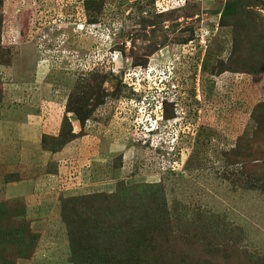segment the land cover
<instances>
[{
    "label": "rangeland",
    "instance_id": "obj_1",
    "mask_svg": "<svg viewBox=\"0 0 264 264\" xmlns=\"http://www.w3.org/2000/svg\"><path fill=\"white\" fill-rule=\"evenodd\" d=\"M154 4L0 0V66L48 73L23 100L59 116L48 164L4 178L50 188L1 201L0 264H264V0Z\"/></svg>",
    "mask_w": 264,
    "mask_h": 264
},
{
    "label": "crops",
    "instance_id": "obj_2",
    "mask_svg": "<svg viewBox=\"0 0 264 264\" xmlns=\"http://www.w3.org/2000/svg\"><path fill=\"white\" fill-rule=\"evenodd\" d=\"M25 58L24 56L14 57L9 65L0 66L6 80L0 93V205L3 200H24L27 203V215L30 217L36 211L43 209V207L37 208V191L43 192L50 186L40 183V177L36 181L29 182L10 180L6 185L4 178H7L8 175L21 178L23 171L28 170L30 166L40 164V162H44V165L48 164L52 153L44 150L42 145L40 146L37 136L41 133L55 135L53 127L57 121L59 122V116L55 114L56 111L51 110L54 119L50 118L49 121L51 123L57 121L48 127V122L47 124L43 123V118H40V114L36 111L39 101L23 100L22 85L32 83L36 86L48 77V73L36 77V73L27 67ZM50 86L47 83L46 89L49 88L53 91ZM48 92L46 99H52L48 96ZM25 120L27 125H24ZM74 135H78V133H74ZM59 169L60 166L56 171ZM54 176L55 172L47 173L41 177H44L43 181H45Z\"/></svg>",
    "mask_w": 264,
    "mask_h": 264
},
{
    "label": "flooded vegetation",
    "instance_id": "obj_3",
    "mask_svg": "<svg viewBox=\"0 0 264 264\" xmlns=\"http://www.w3.org/2000/svg\"><path fill=\"white\" fill-rule=\"evenodd\" d=\"M220 59H222V58H220ZM227 61V60H226ZM152 72H150V74H151ZM151 75H153V74H151ZM154 77H155V75H153ZM159 76L154 80L155 81V84H156V82L159 80ZM160 84H161V80H160ZM129 87V91H133V92H137V89L135 88V87H132V86H128ZM156 90V89H155ZM157 90H158V88H157ZM154 99H155V97H151V101L153 102V104H155L154 105V107H156V104H157V106L159 107L158 108V110L160 109H162V119L164 120V117H163V115H164V113H165V104H166V102L167 103H173L174 101H169V100H167L166 98H163L162 96L161 97H157V99L154 101ZM105 100V98H101V102H100V104H103V101ZM99 104V105H100ZM157 110V111H158ZM153 116L151 117L150 116V118H152L151 120H148V119H145L146 120V125H149L150 123H148V122H150V121H152L153 120V118L154 119H156L155 118V115H156V113H153L152 114ZM157 116V115H156ZM173 118H174V116H173ZM146 125H144V127L146 126ZM153 130V129H152Z\"/></svg>",
    "mask_w": 264,
    "mask_h": 264
},
{
    "label": "trees",
    "instance_id": "obj_4",
    "mask_svg": "<svg viewBox=\"0 0 264 264\" xmlns=\"http://www.w3.org/2000/svg\"><path fill=\"white\" fill-rule=\"evenodd\" d=\"M223 12H224V10L221 12V14H223ZM226 12H227V10H226ZM159 15H162V14H159ZM234 43V42H233ZM232 56V52H230V55L228 56V58L226 59V60H224V59H220L219 58V60H220V62H221V64H223V63H225L226 65H228V63H229V58ZM249 58H251V60H249ZM256 62H257V60H256V56H253V57H251V56H247L246 55V57H244V59H242V58H239L238 59V62L236 63L237 64V69H238V73H245V71H243V70H246L247 68H248V66H252V65H255L256 64ZM241 70V71H240ZM226 71H228V70H225V72ZM167 103V102H166ZM165 112H166V108H165ZM173 116V115H172ZM85 121V120H84ZM72 133V132H71ZM74 135V134H73ZM110 264H112V263H110Z\"/></svg>",
    "mask_w": 264,
    "mask_h": 264
},
{
    "label": "built area",
    "instance_id": "obj_5",
    "mask_svg": "<svg viewBox=\"0 0 264 264\" xmlns=\"http://www.w3.org/2000/svg\"><path fill=\"white\" fill-rule=\"evenodd\" d=\"M173 1L180 2V3L189 2V0H155V4H154V10H156L155 13L159 15V14L169 12V10L173 9L169 7V4L170 3L173 4ZM210 1H215V0H210Z\"/></svg>",
    "mask_w": 264,
    "mask_h": 264
},
{
    "label": "clouds",
    "instance_id": "obj_6",
    "mask_svg": "<svg viewBox=\"0 0 264 264\" xmlns=\"http://www.w3.org/2000/svg\"><path fill=\"white\" fill-rule=\"evenodd\" d=\"M148 77H150V74H149ZM167 77H168L167 79H165V75H163V76L160 77V78H162V80H161V84H163V82L165 81L164 85H167V84L170 83V86H175V83H174V76L172 77V76L168 75ZM145 80H148V78L145 77L143 81H145ZM148 81H150V80H148ZM167 86H169V85H167ZM170 90H171V89H170ZM172 93H174V92H172ZM172 93H171V94H172ZM168 97H170V96H169L168 93H167L166 96L163 97V98H166L167 100H169ZM170 99H171V98H170ZM169 101H170V100H169ZM151 125L153 126V124H151ZM151 125H150V126H151ZM146 128L149 129V128H148V125H147Z\"/></svg>",
    "mask_w": 264,
    "mask_h": 264
}]
</instances>
